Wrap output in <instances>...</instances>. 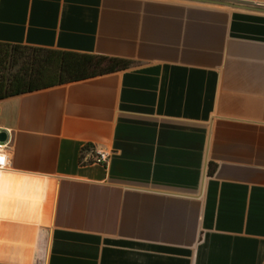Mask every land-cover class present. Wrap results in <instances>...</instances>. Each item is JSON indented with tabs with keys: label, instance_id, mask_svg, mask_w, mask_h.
I'll return each mask as SVG.
<instances>
[{
	"label": "crops",
	"instance_id": "1",
	"mask_svg": "<svg viewBox=\"0 0 264 264\" xmlns=\"http://www.w3.org/2000/svg\"><path fill=\"white\" fill-rule=\"evenodd\" d=\"M0 43L133 62L0 100V264H264V0H0Z\"/></svg>",
	"mask_w": 264,
	"mask_h": 264
},
{
	"label": "trees",
	"instance_id": "2",
	"mask_svg": "<svg viewBox=\"0 0 264 264\" xmlns=\"http://www.w3.org/2000/svg\"><path fill=\"white\" fill-rule=\"evenodd\" d=\"M132 64L115 57L0 43V100L121 71Z\"/></svg>",
	"mask_w": 264,
	"mask_h": 264
},
{
	"label": "built area",
	"instance_id": "3",
	"mask_svg": "<svg viewBox=\"0 0 264 264\" xmlns=\"http://www.w3.org/2000/svg\"><path fill=\"white\" fill-rule=\"evenodd\" d=\"M10 148V141L6 138L5 141L0 140V157L3 158V161L0 162V179L4 171L8 168L9 162L7 157V152ZM92 159L90 163L94 164H105L108 160L109 154L101 150H92Z\"/></svg>",
	"mask_w": 264,
	"mask_h": 264
},
{
	"label": "water",
	"instance_id": "4",
	"mask_svg": "<svg viewBox=\"0 0 264 264\" xmlns=\"http://www.w3.org/2000/svg\"><path fill=\"white\" fill-rule=\"evenodd\" d=\"M6 139V134L4 132H0V140L5 141Z\"/></svg>",
	"mask_w": 264,
	"mask_h": 264
},
{
	"label": "snow or ice",
	"instance_id": "5",
	"mask_svg": "<svg viewBox=\"0 0 264 264\" xmlns=\"http://www.w3.org/2000/svg\"><path fill=\"white\" fill-rule=\"evenodd\" d=\"M3 161V158L2 157H0V162H2Z\"/></svg>",
	"mask_w": 264,
	"mask_h": 264
}]
</instances>
